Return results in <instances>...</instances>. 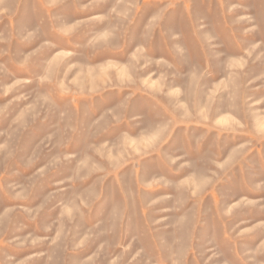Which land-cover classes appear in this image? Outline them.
<instances>
[{
	"label": "rangeland",
	"instance_id": "obj_1",
	"mask_svg": "<svg viewBox=\"0 0 264 264\" xmlns=\"http://www.w3.org/2000/svg\"><path fill=\"white\" fill-rule=\"evenodd\" d=\"M0 264H264V0H0Z\"/></svg>",
	"mask_w": 264,
	"mask_h": 264
},
{
	"label": "crops",
	"instance_id": "obj_2",
	"mask_svg": "<svg viewBox=\"0 0 264 264\" xmlns=\"http://www.w3.org/2000/svg\"><path fill=\"white\" fill-rule=\"evenodd\" d=\"M45 9H43V7H41L40 9H39V11L40 12H45L44 11ZM46 13V12H45ZM23 38V37H22ZM57 39H62V40H59L60 41V44L61 45H64V41H66V43H68L69 45H71V47H69V48H71V50L72 49H74V47L75 48H79V42L76 40V39H74V40H70V41H68V40H64V38H61V37H59L58 36V38ZM50 40V39H49ZM43 41H48L47 40V38L46 39H43V40H40L39 42L40 43H42ZM46 43V42H45ZM69 48H67V49H69ZM31 50H28L27 52H26V54L28 53V52H30ZM60 52H63V48H61V49H58L56 52H54L53 54H51V56H50V58L48 59V56H46L45 57V59H42V60H40V62H39V66H40V68L42 69V68H45V69H48V68H50V66H49V62H52V60L60 53ZM27 59H23V64L21 65L20 63H18L17 62V67L18 68H21L22 66H25L27 69L28 68H30V69H28V71L27 72H29V71H33V64L35 63L36 65H37V60H33V58H31V60H28V61H26ZM18 61V60H17ZM56 67L58 66V65H55ZM32 69V70H31ZM35 69V68H34ZM24 154H28V153H24ZM30 154V153H29ZM31 154H33V153H31Z\"/></svg>",
	"mask_w": 264,
	"mask_h": 264
}]
</instances>
